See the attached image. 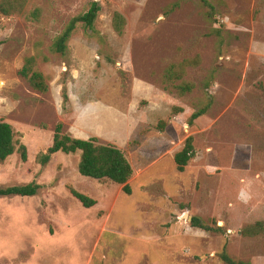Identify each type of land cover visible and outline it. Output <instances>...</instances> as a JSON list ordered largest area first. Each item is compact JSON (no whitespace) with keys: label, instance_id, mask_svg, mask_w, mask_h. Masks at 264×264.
Masks as SVG:
<instances>
[{"label":"rangeland","instance_id":"374dc122","mask_svg":"<svg viewBox=\"0 0 264 264\" xmlns=\"http://www.w3.org/2000/svg\"><path fill=\"white\" fill-rule=\"evenodd\" d=\"M93 1V29L78 24L54 53ZM208 2L212 19L200 0H0L13 7L0 12V121L27 151L25 162L18 152L0 162V188L41 186L0 197V264H224V245L234 261L264 264V0ZM27 58L46 93L20 75ZM183 83L192 90L179 92ZM57 124L123 152L131 194L81 176L79 151L38 164ZM188 137L195 156L179 172L174 155ZM71 189L95 205L83 208Z\"/></svg>","mask_w":264,"mask_h":264},{"label":"trees","instance_id":"16d2710c","mask_svg":"<svg viewBox=\"0 0 264 264\" xmlns=\"http://www.w3.org/2000/svg\"><path fill=\"white\" fill-rule=\"evenodd\" d=\"M202 5L208 9V18L212 19V6L208 0H200ZM9 3V8L0 4V12L5 15L11 13L13 10L12 5ZM101 7L97 1H93L90 4L89 9L76 17H74L64 31L55 39L51 47L54 53L64 54L67 50V42L76 29L78 24L85 28L93 29V25L98 17ZM125 19L119 14L114 13L112 18V26L114 31L118 35L123 34L125 27ZM34 59L27 58L25 65L20 71V75L30 84V86L41 93H46L48 86L44 76L32 70ZM173 66L167 71L168 75L166 79L171 82L174 79L175 71ZM179 92H190L193 86L190 83H183L180 85H174ZM64 103L67 101V97L64 94ZM208 106L194 112L190 117V124L197 118L203 116L207 111ZM163 127V126H161ZM63 125L57 124L54 128V135L52 144L47 148L45 153H40L36 160L38 164L45 167L51 156L57 152L64 153L66 155L75 154L80 152V159L77 165V171L81 176L89 177L99 181H111L112 183L122 186V192L126 195L131 194V188L128 181L133 175V168L129 163L127 157L118 148L113 145H102L98 143V140L94 137L87 140L73 138L62 132ZM15 152L20 154V158L23 162L27 159L26 147L19 143L15 139V132L12 126L4 121H0V162H4L8 157L12 156ZM195 156L192 137H188L182 149L174 155V163L176 169L179 172H183L188 162ZM41 186L35 182H31L25 185L9 186L0 188V197L9 196H21L31 197L36 196ZM71 195L83 206V208L89 209L95 205V201L77 191L70 190ZM190 227L202 230L206 233H224V230L220 227H213L207 225L198 217H192L189 222ZM219 259L224 264H250L248 262L234 261L226 252V245L223 246L222 251L219 254Z\"/></svg>","mask_w":264,"mask_h":264},{"label":"water","instance_id":"95a60500","mask_svg":"<svg viewBox=\"0 0 264 264\" xmlns=\"http://www.w3.org/2000/svg\"><path fill=\"white\" fill-rule=\"evenodd\" d=\"M187 219H188L189 222L191 221V217H188Z\"/></svg>","mask_w":264,"mask_h":264}]
</instances>
